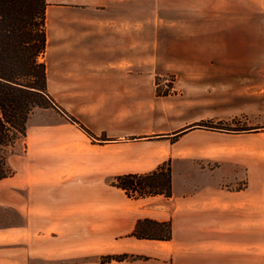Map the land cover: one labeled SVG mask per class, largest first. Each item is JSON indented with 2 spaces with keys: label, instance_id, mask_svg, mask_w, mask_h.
Masks as SVG:
<instances>
[{
  "label": "rangeland",
  "instance_id": "obj_1",
  "mask_svg": "<svg viewBox=\"0 0 264 264\" xmlns=\"http://www.w3.org/2000/svg\"><path fill=\"white\" fill-rule=\"evenodd\" d=\"M87 1L45 17L46 48L38 61L54 102L31 113L25 147L8 159L11 169L21 174L30 166L91 163L88 152L104 139L128 143L115 150L130 159L169 147L168 159L143 174L177 171L178 196L165 202L167 212L176 209L177 262L211 264L206 255L224 260L228 251L222 264H264V215L260 245L241 246L244 252L213 247L210 240L221 242L233 231L210 225L222 221L220 212L205 210L220 189L204 190L213 174L219 179L237 164L239 174L219 187L245 189L247 165L264 168V0ZM105 51L113 57L103 59ZM147 159V166L156 162ZM14 178L0 182V229L23 220L13 205L29 203L27 186ZM135 195L126 194L141 199ZM12 238V232L0 234L6 248L0 263L14 262L7 248ZM20 239L27 247L28 232ZM158 256L168 261L167 254ZM21 258V264L70 261Z\"/></svg>",
  "mask_w": 264,
  "mask_h": 264
},
{
  "label": "crops",
  "instance_id": "obj_2",
  "mask_svg": "<svg viewBox=\"0 0 264 264\" xmlns=\"http://www.w3.org/2000/svg\"><path fill=\"white\" fill-rule=\"evenodd\" d=\"M87 0H45V17L52 15L54 10H67L72 6L87 4ZM113 57L112 53L105 51L103 59ZM104 139L101 148L88 152L92 162L70 161L62 166L44 169L40 166H30L28 172L21 174L16 170L10 178L17 179L20 186L28 188L29 203L13 205L15 213L20 219L12 222L11 226L0 229V234L12 232L13 238L9 241L12 246H7L11 251L13 264H21L23 260H43L46 263L58 259H68L64 264H100L101 258L106 255H138L140 258L116 261L111 260L105 264H197L180 263L178 261L179 243L175 239L176 209L166 211L165 202H173L178 196L179 185L177 171L172 170L171 196L163 194L148 196L141 199H131L124 190L110 184L106 177H116L127 173H143L155 168L164 158L168 159L170 148L163 147L144 155L139 153L134 159L122 157L121 152L115 148L129 145L122 140ZM125 143V144H123ZM165 150V151H162ZM32 155V154H31ZM30 155V156H31ZM125 156V155H124ZM155 163L147 166V158ZM121 163V164H118ZM136 163V164H134ZM232 170H225L218 179L213 174L211 180L205 183L206 189L216 191L210 200V205L205 207L208 212H220L222 221H209L214 228L218 227L230 233L228 237L210 240L216 247L218 244L231 247L244 252L241 246H258L261 243V205L264 203V168L256 164L247 165V184L245 189L234 192L221 189V182L234 179L239 174L240 165L233 166ZM229 171V173H226ZM230 176H232L230 178ZM224 180V181H223ZM44 184V185H42ZM220 184V185H219ZM208 185V186H207ZM43 190V195L41 192ZM17 196V195H16ZM21 201V200H20ZM3 205V204H0ZM236 214V217L233 216ZM213 215V214H212ZM149 218L157 221L169 220L172 224V238L170 240L135 239L130 236L138 219ZM28 232L29 243L21 247V234ZM183 244V243H182ZM243 247V248H244ZM5 252V247L0 250ZM213 249L210 252H215ZM229 250V249H228ZM232 250V249H231ZM1 252V251H0ZM168 255V261L162 260L158 255ZM243 254V253H242ZM217 254H208L211 264H222L230 254L225 251V259L217 260ZM78 259L71 261V257ZM4 258L0 264L10 261Z\"/></svg>",
  "mask_w": 264,
  "mask_h": 264
},
{
  "label": "trees",
  "instance_id": "obj_3",
  "mask_svg": "<svg viewBox=\"0 0 264 264\" xmlns=\"http://www.w3.org/2000/svg\"><path fill=\"white\" fill-rule=\"evenodd\" d=\"M45 8V0H0V180L14 174L8 159L20 145L24 146L33 110L47 108L54 102L46 92L45 65L38 61L46 48ZM110 184L126 194L136 193L134 198L170 196V169L121 174ZM130 236L170 240L171 222L138 219ZM126 257L106 255L100 264Z\"/></svg>",
  "mask_w": 264,
  "mask_h": 264
}]
</instances>
